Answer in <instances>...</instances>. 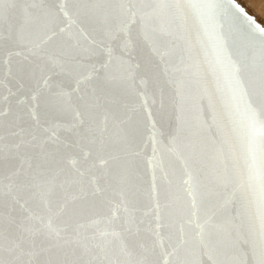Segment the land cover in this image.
<instances>
[{
    "label": "snow or ice",
    "instance_id": "1",
    "mask_svg": "<svg viewBox=\"0 0 264 264\" xmlns=\"http://www.w3.org/2000/svg\"><path fill=\"white\" fill-rule=\"evenodd\" d=\"M0 264H264V26L0 0Z\"/></svg>",
    "mask_w": 264,
    "mask_h": 264
},
{
    "label": "bare ground",
    "instance_id": "2",
    "mask_svg": "<svg viewBox=\"0 0 264 264\" xmlns=\"http://www.w3.org/2000/svg\"><path fill=\"white\" fill-rule=\"evenodd\" d=\"M238 2V0H236ZM249 4L250 6L247 7L245 2ZM248 13L254 16V18L261 23L264 26V23H262V19L260 20L258 17L262 16L264 18V0H242L238 2ZM244 4V5H243ZM251 11V12H250ZM258 15H255L254 13Z\"/></svg>",
    "mask_w": 264,
    "mask_h": 264
},
{
    "label": "rangeland",
    "instance_id": "3",
    "mask_svg": "<svg viewBox=\"0 0 264 264\" xmlns=\"http://www.w3.org/2000/svg\"><path fill=\"white\" fill-rule=\"evenodd\" d=\"M239 1H242V0H238V2H239ZM244 2H245V1H244ZM244 4H246L247 7L250 6L249 4H247V2H245ZM244 4H243V5H244ZM250 12H251V11H250ZM253 13H254V12H253ZM254 14L257 15L256 13H254ZM257 17H258V15H257ZM258 18H259L260 20L262 19V21H263L262 23H264V18H263L262 16H260V17H258Z\"/></svg>",
    "mask_w": 264,
    "mask_h": 264
},
{
    "label": "water",
    "instance_id": "4",
    "mask_svg": "<svg viewBox=\"0 0 264 264\" xmlns=\"http://www.w3.org/2000/svg\"><path fill=\"white\" fill-rule=\"evenodd\" d=\"M236 3H238L237 1H236ZM239 4V3H238ZM240 5V4H239ZM241 6V5H240ZM242 7V6H241ZM245 12L248 14V15H250V16H252L253 18H254V16L253 15H251L250 13H248L246 10H245ZM255 19V18H254ZM256 20V19H255ZM257 21V20H256ZM258 22V21H257ZM259 23V22H258ZM261 24V23H260ZM262 25V24H261ZM263 26V25H262Z\"/></svg>",
    "mask_w": 264,
    "mask_h": 264
}]
</instances>
